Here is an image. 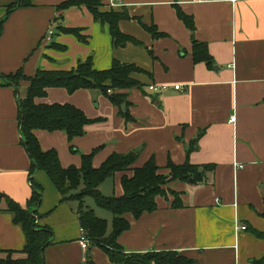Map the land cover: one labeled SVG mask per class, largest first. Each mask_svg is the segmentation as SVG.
Listing matches in <instances>:
<instances>
[{
  "label": "crops",
  "instance_id": "1",
  "mask_svg": "<svg viewBox=\"0 0 264 264\" xmlns=\"http://www.w3.org/2000/svg\"><path fill=\"white\" fill-rule=\"evenodd\" d=\"M15 1L0 0V194L28 208L38 230L53 233L45 263L87 264L91 257L95 264H111L101 248L82 249L79 203L63 201L46 172L32 175L19 126V100L27 96L29 79L39 70L75 71L88 58L98 71L109 70L115 61L144 71L133 76L141 87L117 92L127 95L131 119L120 116L99 90L70 94L48 88L46 96L36 98L37 105H73L92 122L84 136L73 140L62 131L36 130L43 151H56L64 169H80L83 156L96 150V169L114 154L136 152L131 170L100 186L103 195L116 197L124 195V176L132 178L134 169L151 160L162 175L170 174V163L214 166L199 185L168 183L167 196L156 198V211L140 218L126 214L130 227L117 240L124 252L173 251L196 264L264 260V237L256 234L264 235V0H113L114 6L104 0L102 11L129 15L119 28L137 42L123 47L113 45L109 25L97 22L87 8L58 10L69 0H34L32 7L5 18ZM178 9L194 19V32ZM153 27L159 37L149 30ZM64 28L81 30L86 41ZM195 43L207 46L212 66L194 60ZM19 72L23 78L17 84L7 79ZM151 85L167 88L152 91ZM33 184L41 188L39 205L32 200ZM171 192L180 195L181 207L173 206ZM25 246L21 226L1 211L0 249Z\"/></svg>",
  "mask_w": 264,
  "mask_h": 264
},
{
  "label": "trees",
  "instance_id": "2",
  "mask_svg": "<svg viewBox=\"0 0 264 264\" xmlns=\"http://www.w3.org/2000/svg\"><path fill=\"white\" fill-rule=\"evenodd\" d=\"M34 0H16L8 8V17L16 9L33 6ZM123 1V0H115ZM104 0H69L58 6V10L72 8H87L94 19L102 24L109 25L113 45L126 46L129 42L135 43L133 38L123 34L119 28L122 20L128 19L127 12L102 11ZM179 18L188 29L195 31V23L192 17L187 16L178 9ZM0 24V33L1 27ZM72 33L80 41H86L79 29H62ZM155 37H159L155 27L149 29ZM194 60L206 62L212 66V58L205 44H194ZM144 71L133 64H123L115 61L107 71H98L94 68L92 58L86 62H80L77 69L71 72H44L39 70L29 79L31 84L24 99L19 100V126L23 136V144L32 163V175L35 171H44L50 177L56 188L63 196V201L74 200L79 203L78 218L81 228L86 231V237L90 246H97L104 250L110 257L111 264H196V262L181 253L173 251L133 253L127 254L118 244L119 236L129 229L130 223L124 217L131 213L135 218H140L144 213H152L157 210L156 198L167 196L165 186L172 181H184L189 184L199 185L206 179V173L212 171L214 166H195L187 162L183 166L170 163L169 175L159 173V168L154 160L149 161L144 167L134 169V176H124L122 185L124 195L122 197L105 196L100 191V186L118 172H126L132 169L138 159V154L132 152L126 155L114 154L110 156L101 168L96 169L92 165L94 155L83 156V164L80 169H64L61 166L58 153L54 150L45 152L35 136L36 130L49 132L62 131L70 140L85 135V127L91 124V120L84 112L73 105H37L35 100L44 97L48 88H63L70 94L78 90H99L110 102L119 108V114L124 119H131L129 114V102L127 95L117 93L122 90H130L141 87L134 79V74ZM23 75L19 72L16 76L7 79L17 84ZM126 109L123 110L122 106ZM35 192L33 202L39 205L42 194L41 188L33 184ZM176 199L175 208L181 207L180 195L172 193ZM93 198L96 205L108 210L113 215L112 232L108 234L109 224L96 216L94 210L86 205V199ZM7 211L13 215V221L21 226L25 237L26 246L22 251H4L0 249V264H46L44 250L51 244L53 233L49 229L38 230L36 218L26 207H22L11 198L0 194V212ZM258 236L264 237L260 233ZM261 262H258L261 264ZM87 264H95L91 257H87Z\"/></svg>",
  "mask_w": 264,
  "mask_h": 264
},
{
  "label": "built area",
  "instance_id": "3",
  "mask_svg": "<svg viewBox=\"0 0 264 264\" xmlns=\"http://www.w3.org/2000/svg\"><path fill=\"white\" fill-rule=\"evenodd\" d=\"M196 1H199V2H208L210 0H196ZM113 3H114V1L112 0V5L114 6L115 4H113ZM149 88L152 91H159V90H165L167 87L166 86L151 85ZM175 89L177 91H181V90H183V87H182V85H176L175 86ZM234 121H235V118H232V122H234ZM240 168H243V166H240ZM237 229L238 230H246L247 227L246 226H242V225H238L237 226ZM81 232H82V238L80 240V245H81L82 249L84 250V252H86L89 249L90 242H89V240L86 237L85 230L84 229H81Z\"/></svg>",
  "mask_w": 264,
  "mask_h": 264
},
{
  "label": "rangeland",
  "instance_id": "4",
  "mask_svg": "<svg viewBox=\"0 0 264 264\" xmlns=\"http://www.w3.org/2000/svg\"><path fill=\"white\" fill-rule=\"evenodd\" d=\"M108 183H110V180H109V182ZM101 190V189H100ZM102 191V190H101ZM167 191V190H166ZM167 193H168V191H167ZM105 194V193H104ZM108 194H111V193H108ZM171 195H173L172 194V192L170 193ZM174 196V195H173ZM86 204L88 205V207L89 208H93V210L95 209L96 211H97V217H99V218H101V219H103V220H106L107 222H108V224H109V228H108V233H110L111 232V230H112V220H113V215H112V213L111 212H109V211H107V210H101V209H99V208H97L96 206H95V203H94V201H93V199H91V198H89V199H86ZM83 229V228H82ZM86 232V231H85Z\"/></svg>",
  "mask_w": 264,
  "mask_h": 264
},
{
  "label": "water",
  "instance_id": "5",
  "mask_svg": "<svg viewBox=\"0 0 264 264\" xmlns=\"http://www.w3.org/2000/svg\"><path fill=\"white\" fill-rule=\"evenodd\" d=\"M122 109H123V110H125V109H126V106H125V105H123V106H122Z\"/></svg>",
  "mask_w": 264,
  "mask_h": 264
}]
</instances>
